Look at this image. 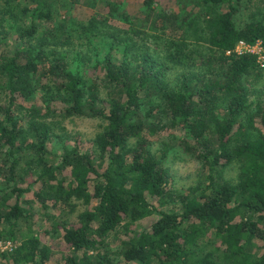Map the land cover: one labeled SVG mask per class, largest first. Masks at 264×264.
Masks as SVG:
<instances>
[{"label":"trees","instance_id":"16d2710c","mask_svg":"<svg viewBox=\"0 0 264 264\" xmlns=\"http://www.w3.org/2000/svg\"><path fill=\"white\" fill-rule=\"evenodd\" d=\"M244 2L189 0L185 18L200 10L205 36L196 41L212 54L200 59L204 76L186 73L169 86L166 69L148 55L134 57V65L108 53L92 67L102 79H83L71 71L67 48L92 25L60 20L43 4L28 9L5 1V15L32 23L17 29L12 47L0 40L8 99L0 107V240L15 243L2 256L8 264H114V255L125 264H264V102L247 116L243 81L258 64L252 54L233 53L239 42H259L264 56V24L236 25ZM157 8L143 0L144 20L154 24ZM35 21L46 24L41 33ZM57 113L106 124L89 150L75 143L52 154L46 120ZM167 129L200 152L205 173L195 195L177 199L164 155L152 152L150 140ZM228 165L236 166L234 182L221 178ZM73 200L86 208L76 223L60 225L67 254L59 261L51 263L52 250L36 237L18 238L33 204L65 217L76 208ZM112 236L115 253L108 249Z\"/></svg>","mask_w":264,"mask_h":264},{"label":"rangeland","instance_id":"374dc122","mask_svg":"<svg viewBox=\"0 0 264 264\" xmlns=\"http://www.w3.org/2000/svg\"><path fill=\"white\" fill-rule=\"evenodd\" d=\"M5 1L0 0V40L12 47L17 41V29L28 28L32 23L25 16L5 15ZM8 2L17 8L28 9L43 4L60 20L65 21L74 17L84 25H92L91 32L80 36V40L74 39V43L67 48V60L71 71L83 79L94 76L102 79L101 73L93 71L92 67L101 62L108 53L117 63L125 61L134 65L135 61L132 60L134 57L148 55L163 65L166 69V83L173 86L183 74L197 73L201 76L204 73V66L201 65L200 59L205 60L212 54L207 45L196 41L201 35L205 36L202 33L203 18L200 10L187 20L185 18L191 8V5L188 6L189 0H155L158 19H154V24L144 20L143 0H8ZM110 7L113 11H110ZM250 20L264 24V0H245L239 14L235 16V23L242 27ZM33 24L37 26L39 33L46 25L42 21H35ZM253 51L259 53L260 50L254 48ZM257 64L258 69L250 72L243 81L248 93L247 116L252 115L256 107L264 102V64L258 62ZM3 86L4 79L0 73V107L8 105ZM105 86L100 85L102 99L106 98ZM60 107L57 105L56 109L60 110ZM14 114L17 116L19 112L14 111ZM46 122L51 127L48 150L52 154H60L63 147L72 148L75 143L81 150H89L91 142L103 131L106 124L98 117H64L58 113L48 117ZM150 141L155 157L164 155L161 161L168 173L169 190L177 199L184 194L195 195L203 185L205 173L203 163L197 157L200 153L197 146L189 140H184L179 130L167 129ZM236 175L235 165L221 169L223 181L234 182ZM73 203L76 204L74 212L65 217L58 213V208L45 211L38 204H33L30 207L31 220L21 223L18 238L36 237L52 250L51 263L59 261L67 254L61 241L60 225L64 222L69 225L76 223L86 208L80 201L73 200ZM176 205L178 208L179 203ZM149 224L150 221L144 222L142 226L147 227ZM108 243L109 250L113 253L118 251L116 236L110 237ZM4 254L6 253L0 254V264H8L2 257ZM113 258L114 264H125L117 255Z\"/></svg>","mask_w":264,"mask_h":264},{"label":"built area","instance_id":"2783aa9c","mask_svg":"<svg viewBox=\"0 0 264 264\" xmlns=\"http://www.w3.org/2000/svg\"><path fill=\"white\" fill-rule=\"evenodd\" d=\"M254 48L256 49L258 48L260 50L259 53H257V51L255 53L253 51ZM233 53L238 55L246 54V53L252 54L256 57V62L261 63L262 65L264 64L263 50L259 42L255 43L252 46L247 45L243 42H239L235 45ZM226 54H230V52H227ZM14 248H15V244L13 242L7 240H0V254L10 253Z\"/></svg>","mask_w":264,"mask_h":264}]
</instances>
